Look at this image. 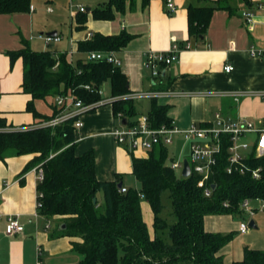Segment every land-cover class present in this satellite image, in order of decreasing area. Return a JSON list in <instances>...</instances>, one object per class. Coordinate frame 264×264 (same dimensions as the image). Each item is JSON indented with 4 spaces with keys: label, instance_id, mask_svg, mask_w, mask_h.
Listing matches in <instances>:
<instances>
[{
    "label": "crops",
    "instance_id": "0c3cea01",
    "mask_svg": "<svg viewBox=\"0 0 264 264\" xmlns=\"http://www.w3.org/2000/svg\"><path fill=\"white\" fill-rule=\"evenodd\" d=\"M107 1L31 0L33 9L28 12L0 14V117L5 119L6 124L26 127L39 121L26 110L30 95L24 93L21 87L22 60L17 58L11 65L6 53L21 48V38L26 39L33 50H46L54 56L65 53L69 60H75L86 58L88 52L77 49L79 40L88 39L95 32L118 34L122 30L132 35L125 46L115 50L119 67L128 79V93L149 90L167 92L160 97L134 100L136 116L133 120L140 114H147L152 99L167 106L168 117L180 128L210 121L218 110L233 118L256 121L264 118V101L259 98L245 97L235 102L230 96L201 94L203 91L264 89V0H249L250 5L242 0H231L232 12L214 10L202 40L189 37L187 32V5L198 4L197 0H172L175 6L173 12L166 8L167 0H149L145 6L143 0H125L122 11L113 9V19L93 18L92 8ZM78 4L85 7L84 23L77 20L84 12L78 11ZM246 11L253 14L250 23L242 15ZM40 34L61 38L46 43L39 37ZM186 41L192 44L191 48L181 50L176 61L161 67L160 75L153 77L147 65L146 52L164 51L173 42L183 44ZM252 47L261 51L262 55H251ZM228 63L233 65V69L225 72L224 65ZM33 102L36 110L43 115L50 116L54 111L53 96ZM106 104L100 105L97 111L96 108L91 110L83 118L80 115L82 125L75 131L74 137L76 153L92 148L96 177L110 180L120 174L123 186L128 188L123 179L126 175H133L131 154L125 147L114 143L110 132L117 124L116 117L111 105ZM180 145L182 142L178 140L168 156L178 159L185 155L186 151L180 149ZM133 154L137 157L148 155L141 150ZM33 156L12 154L0 160V264L80 262L81 255L72 249V238L50 235L55 227L61 229V217L46 220L41 215H35L37 179L33 168L36 165L24 170ZM141 210L152 234L153 214L144 200L141 201ZM8 215L17 216L24 227L22 232H5ZM241 220H252L254 226L240 232L238 225ZM46 222L49 223L48 228H45ZM204 228L210 232L231 234L230 240L217 253L222 257L223 264L242 259L245 247L264 249V210L255 211L251 217L244 214H208L204 217Z\"/></svg>",
    "mask_w": 264,
    "mask_h": 264
},
{
    "label": "trees",
    "instance_id": "16d2710c",
    "mask_svg": "<svg viewBox=\"0 0 264 264\" xmlns=\"http://www.w3.org/2000/svg\"><path fill=\"white\" fill-rule=\"evenodd\" d=\"M149 0H143V6ZM250 5L249 0H242ZM125 0H108L92 8L95 19L111 20L113 9L122 11ZM187 5V32L189 37L202 40L214 10L232 12L231 0H197ZM31 0H0V14L28 12ZM78 17L84 23L86 11ZM132 38L124 30L118 34L95 32L88 39L79 40L77 49L119 50ZM22 47L6 51L12 65L22 60V91L30 95L26 110L34 118L47 120L53 113L43 115L34 106L35 99L65 94L71 90L76 99L91 103L101 99L96 88L109 84V104L116 117L118 113L128 123L136 116L135 101L121 97L130 92L127 76L119 66L106 61L77 58L69 60L65 53L54 56L46 50H33L21 38ZM90 85L87 89L84 86ZM94 110V109H93ZM147 116L152 126L170 124L167 106L151 100ZM75 118L54 127L0 131V160L6 155L34 154L24 170L40 165L43 179L37 182L42 192L38 213L49 220L61 217L65 227L54 228L51 236L72 238V249L81 255L80 264H223L218 255L231 234L206 231L204 217L208 214H240V202L246 197H264V157L248 159L250 166L261 165L263 177L255 180L249 174H227L226 161L221 158L209 182L216 187L209 196L197 186L194 174L177 175L168 164L167 148L155 145L146 157H137L130 151L132 174L139 188L123 186L120 174L114 179L99 180L95 175V155L92 148L76 153ZM132 123V121H131ZM6 125L0 117V126ZM120 183V186H119ZM102 200L98 199V192ZM167 193L168 210L162 201ZM96 198V201H93ZM152 211V234L143 219L141 201ZM227 200L228 207L222 202ZM232 264H264V249L245 247L243 257Z\"/></svg>",
    "mask_w": 264,
    "mask_h": 264
},
{
    "label": "built area",
    "instance_id": "2783aa9c",
    "mask_svg": "<svg viewBox=\"0 0 264 264\" xmlns=\"http://www.w3.org/2000/svg\"><path fill=\"white\" fill-rule=\"evenodd\" d=\"M166 8L173 12L175 6L172 0L166 1ZM32 10V6L29 8ZM77 9L80 12L85 10L83 5H77ZM48 10H51L48 7ZM247 21H252L253 14L250 11L243 12L242 14ZM46 43L52 41H59L60 36L40 34ZM192 44L189 41L180 44L179 42H173L171 46L164 51L148 50L146 52L147 65L150 68L151 75L158 77L161 72V67L169 66L177 60L181 50L191 48ZM251 55H262L261 51L255 48L250 49ZM87 60L106 61L115 66L120 65L119 59L115 56L114 50H91L87 52ZM233 69V65L228 63L224 65V71L230 72ZM90 89V85L84 86ZM99 95L102 96V88H96ZM165 91L161 90H149L127 93L121 97L129 98L132 100H138L141 98H154L165 95ZM202 95H220L230 96L235 102L240 101L241 98L254 97L264 101V89H240V90H224V91H203ZM114 98L101 97V99L91 102L83 103L80 99H76L73 96L71 90H68L65 94H58L53 96V105L56 110L55 114L47 119L40 120L36 124L26 127H14L11 125L0 126V131H13L20 129H27L31 127H54L70 118H75L74 129L75 131L82 125L79 117L80 115L95 109L102 104L110 103ZM118 125L115 126L110 134L115 142L127 150L135 152L138 150L148 153L155 145H162L167 148L168 155L171 154V148L176 146L177 141L181 140L182 145L180 149L184 148L186 154L181 158H175L168 156L169 166L177 171L180 169V175H182L183 162L186 159L190 168V173L194 174L197 178V186L203 188L205 196H209L212 190L216 187L213 181L209 182L211 176L214 175L216 165L221 158H224L226 165L224 170L227 174L238 173L240 175L249 174L251 178L258 180L263 177V167L261 165L250 166L248 159L253 157L259 159L264 157V118L258 121L247 118H233L232 116L223 115L220 110L214 112L213 118L210 121L202 123H193L187 128L178 127L172 120L170 124H161L157 127L152 126L147 114H140L132 123H128L121 113L116 116ZM124 120V122H123ZM253 138L250 139V135ZM36 173L37 182L43 179V171L40 165L33 168ZM188 175V176H189ZM121 192L126 191V187L120 188ZM43 194L40 191L36 193V208L41 206V198ZM224 207L229 206L227 200L222 202ZM264 210V197H246L239 205L240 214H244L251 217L255 211ZM49 227V223H45V228ZM249 228V222L247 220H241L238 225L240 232H246ZM24 230L23 225L19 222L17 216L8 215L5 232L7 234H13L15 232H22ZM40 254V249H38ZM37 264H43L41 261H37Z\"/></svg>",
    "mask_w": 264,
    "mask_h": 264
},
{
    "label": "rangeland",
    "instance_id": "374dc122",
    "mask_svg": "<svg viewBox=\"0 0 264 264\" xmlns=\"http://www.w3.org/2000/svg\"><path fill=\"white\" fill-rule=\"evenodd\" d=\"M43 33H46V31H43ZM36 34H38V33H36ZM36 45V47H40V46H37V44H35ZM108 83L107 82H105L104 84H102V86H101V88H102V96H104V97H108L109 96V90H108ZM146 101V100H145ZM146 103V102H145ZM108 104V103H107ZM106 104V105H107ZM106 105H103V106H106ZM102 106V107H103ZM100 106H97L96 107V111H97V109L99 108ZM91 113V111L90 112H87V113H85V114H83V115H81L82 117L81 118H83L85 115H88V114H90ZM115 122L117 123L116 124V126L118 125V120L115 118ZM251 137H253V135L251 134L250 135V138ZM114 140V139H113ZM114 143L116 144V142H115V140H114ZM6 156H12V154H10V155H6ZM180 156V155H179ZM178 156V157H179ZM176 174L177 175H180V169H178L177 171H176ZM123 181H124V185H129V187H131V188H138V180L136 179V177L134 176V175H126L125 177H124V179H123ZM97 195H98V199L99 200H102V193L99 191L98 193H97ZM166 195H167V193H164L163 195H162V201H163V203L165 204V205H167L168 204V202H167V199H166ZM169 208H168V205H167V209L165 210V209H163L162 210V212H161V215H164V213H166L165 211H167ZM248 222H249V220H247ZM77 254H79V253H77ZM80 255V254H79ZM80 257V256H79ZM63 264H67V263H64V262H62ZM73 264H80L79 263V260L78 261H76V262H74Z\"/></svg>",
    "mask_w": 264,
    "mask_h": 264
},
{
    "label": "water",
    "instance_id": "95a60500",
    "mask_svg": "<svg viewBox=\"0 0 264 264\" xmlns=\"http://www.w3.org/2000/svg\"><path fill=\"white\" fill-rule=\"evenodd\" d=\"M53 33H54V32H52V34H53ZM123 122H124V120H123ZM189 173H190V168H189V165H188L187 160L185 159L184 162H183L182 175H183V176H188ZM119 186H120V183H119ZM93 201L95 202V201H96V198H93ZM249 226H252V227L254 226V223H253L252 220L249 221ZM64 227H65V224H61V225H60V228H61V229L64 228Z\"/></svg>",
    "mask_w": 264,
    "mask_h": 264
}]
</instances>
